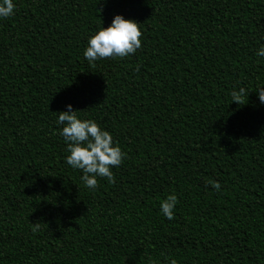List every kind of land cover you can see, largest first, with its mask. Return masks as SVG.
<instances>
[{"label": "trees", "instance_id": "trees-1", "mask_svg": "<svg viewBox=\"0 0 264 264\" xmlns=\"http://www.w3.org/2000/svg\"><path fill=\"white\" fill-rule=\"evenodd\" d=\"M14 2L0 19V264H264V0ZM115 14L139 23L141 47L90 63ZM67 104L123 151L112 182L89 189L66 164Z\"/></svg>", "mask_w": 264, "mask_h": 264}, {"label": "clouds", "instance_id": "clouds-1", "mask_svg": "<svg viewBox=\"0 0 264 264\" xmlns=\"http://www.w3.org/2000/svg\"><path fill=\"white\" fill-rule=\"evenodd\" d=\"M15 7L14 0H0V19L13 15ZM140 47L139 23L134 19H126L121 14H115L107 27L101 26L89 37L83 56L90 63L109 57L123 58L134 54ZM255 55L264 57V44L256 49ZM256 93L259 102L264 104V85L259 86ZM244 94V88L233 90L231 102L239 103ZM65 108L64 111L56 112V123L62 126L59 128V135L66 142V164L82 172L81 180L89 189L97 186L98 177L107 178L112 182V169L122 163L123 151L114 143L111 133L94 120L79 118L71 104H67ZM209 183L213 189H221L218 181ZM177 204V196L169 194L159 204L160 213L168 220L173 219ZM165 264H176V261L165 257Z\"/></svg>", "mask_w": 264, "mask_h": 264}]
</instances>
